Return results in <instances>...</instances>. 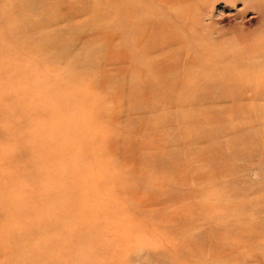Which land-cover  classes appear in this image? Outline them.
Returning <instances> with one entry per match:
<instances>
[{"label": "rangeland", "instance_id": "1", "mask_svg": "<svg viewBox=\"0 0 264 264\" xmlns=\"http://www.w3.org/2000/svg\"><path fill=\"white\" fill-rule=\"evenodd\" d=\"M0 264H264V0H0Z\"/></svg>", "mask_w": 264, "mask_h": 264}]
</instances>
